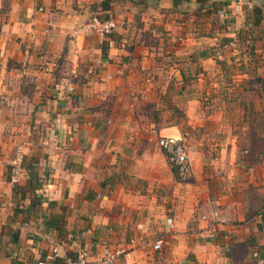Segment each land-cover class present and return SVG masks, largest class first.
<instances>
[{"label":"crops","instance_id":"crops-1","mask_svg":"<svg viewBox=\"0 0 264 264\" xmlns=\"http://www.w3.org/2000/svg\"><path fill=\"white\" fill-rule=\"evenodd\" d=\"M232 3L0 0V264H264V0H238L257 26L219 18ZM93 18L116 28L77 32ZM182 131L184 181L158 145Z\"/></svg>","mask_w":264,"mask_h":264},{"label":"built area","instance_id":"built-area-1","mask_svg":"<svg viewBox=\"0 0 264 264\" xmlns=\"http://www.w3.org/2000/svg\"><path fill=\"white\" fill-rule=\"evenodd\" d=\"M252 10L251 4L232 3L230 6L222 7L219 12V18L226 19L231 14H241L243 11ZM116 28V23L112 19H97L93 18L86 26L80 27L77 32H85L91 30L97 32L100 35L111 34ZM160 146L168 164L176 171L179 180H186L191 174V162H190V134L187 131L180 132L177 136L161 137L158 140ZM23 149L18 147L15 151L14 157L10 164L9 182L12 184H18L23 176ZM264 220V205L252 216L251 221ZM228 221L222 214L219 208H214L210 213V228L204 230V238H213L215 235L214 228L218 225H224ZM166 224L170 229L174 228L172 218L166 219ZM199 237V234L197 235ZM162 240H156L152 245L153 251H160L162 249ZM57 249H54L51 254L46 256L43 261L37 264H51L55 259ZM126 252L123 249L112 248L104 246L99 253H93L91 251L83 250L79 252L75 259L68 261L67 264H114L121 258L126 256ZM258 263H262L254 254Z\"/></svg>","mask_w":264,"mask_h":264},{"label":"trees","instance_id":"trees-1","mask_svg":"<svg viewBox=\"0 0 264 264\" xmlns=\"http://www.w3.org/2000/svg\"><path fill=\"white\" fill-rule=\"evenodd\" d=\"M102 6H105V5H102ZM105 7L108 8L107 6H105ZM261 19H262V10H261V8H253L247 14L246 23L252 24L254 26H257V25H259L261 23ZM33 177H36V176H33ZM33 188L34 189H38V186H34ZM16 190H17V188H16Z\"/></svg>","mask_w":264,"mask_h":264},{"label":"rangeland","instance_id":"rangeland-1","mask_svg":"<svg viewBox=\"0 0 264 264\" xmlns=\"http://www.w3.org/2000/svg\"><path fill=\"white\" fill-rule=\"evenodd\" d=\"M253 141L254 140L252 139V142ZM237 261H238V263H236V264H249V263L245 262L244 260H241L240 258Z\"/></svg>","mask_w":264,"mask_h":264},{"label":"water","instance_id":"water-1","mask_svg":"<svg viewBox=\"0 0 264 264\" xmlns=\"http://www.w3.org/2000/svg\"><path fill=\"white\" fill-rule=\"evenodd\" d=\"M227 1H232V2L238 3V0H227Z\"/></svg>","mask_w":264,"mask_h":264}]
</instances>
